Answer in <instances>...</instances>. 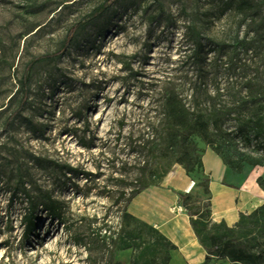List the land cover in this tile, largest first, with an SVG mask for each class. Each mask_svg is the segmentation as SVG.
<instances>
[{"label": "rangeland", "instance_id": "1", "mask_svg": "<svg viewBox=\"0 0 264 264\" xmlns=\"http://www.w3.org/2000/svg\"><path fill=\"white\" fill-rule=\"evenodd\" d=\"M253 4L252 23L225 0H0V264L161 261L144 233L137 243L149 244L133 248L128 233L138 228L124 217L143 181L161 185L181 167L185 137L161 131L157 101L173 90L192 104L198 92L211 104L263 114L264 98L244 103L251 92L264 96V0ZM84 22L64 47L67 32ZM189 27L204 44L200 67ZM189 141L198 152L210 148ZM228 151L232 161L235 152L261 155L253 137H237ZM251 172L264 184V168L243 164L240 174ZM192 175L202 179L197 169ZM22 182L35 202L59 203L63 221L39 205L26 236ZM204 199L195 190L199 212ZM236 236L264 250V219L244 218Z\"/></svg>", "mask_w": 264, "mask_h": 264}, {"label": "trees", "instance_id": "2", "mask_svg": "<svg viewBox=\"0 0 264 264\" xmlns=\"http://www.w3.org/2000/svg\"><path fill=\"white\" fill-rule=\"evenodd\" d=\"M225 2L229 8L234 9L239 14L249 16L250 22H255V18L253 17H256L258 14L253 0H225ZM160 11H162V8H160ZM96 12L100 13L98 9L93 11L94 14ZM86 25L87 22H84L72 27L67 32L64 47H68L75 40L78 32L84 29ZM259 25L261 26V23ZM259 25H256L252 29L255 34L259 32ZM188 35V40L191 45L190 57L194 61V64L200 67L204 60L203 55L205 52L202 38L199 31L190 27L188 28ZM60 55L61 53H56L49 56V58H57ZM44 59H47V57L41 58L40 60ZM165 92L168 93L160 96L157 101V107H159L161 112H159V115H162L161 121L164 124L162 125L161 131L166 132V137L176 135L178 137H185L179 143L182 149V155L177 163L187 175H190L195 180V189L191 193H177V195L179 197V203L189 217L190 225L198 242L206 252L205 259L201 264H212L218 261H227L229 264H264V250H258L247 242L238 239L236 236V229L240 227L244 218H250L259 213L264 219V203L250 214H241L239 220L232 227H228L224 222L214 223L211 219L209 178L204 173L202 164L203 150L202 152H198L189 141V137H199L235 173L241 172L243 164H247L253 168H264V112L262 114L259 109H247L248 115H246L247 113L245 114V110L240 106L226 107L214 105L206 101V99H202L201 95L196 97L198 92L194 96L192 95V104H188L184 99L179 98L173 90ZM26 97L27 90H23L22 103L25 102ZM263 98V94L259 95L251 92L245 97L244 103H256ZM233 113L234 115L231 117ZM17 115L18 112L10 115L8 122L11 123ZM230 120H233L235 123L234 127H232L233 129L227 126ZM162 132H160L161 137H163ZM237 137H245L248 142L251 141V137L255 138L256 151L261 155L258 157L251 154L235 152L236 155L234 158L236 161H232L226 155L229 152V147L234 144ZM195 169L201 173L202 179L200 181L192 175ZM256 183L264 192V184L262 183L261 176L256 179ZM149 186L153 185L143 181L137 189L130 193L128 203L134 196ZM199 188L202 189V194L205 197L202 212L198 211L200 202L195 204L191 202L195 190ZM17 192L25 198L27 203V209L22 218L25 229L24 234L26 236L32 233L37 226L38 218L36 217V210L39 205L46 211L50 220L63 221L59 203L50 197H44V200L40 203L35 202L23 182L20 183V189ZM124 217L134 222L138 228L136 233L134 231L128 233L132 238L133 248L140 246V244H149L148 242L137 243L142 238V233L159 247L157 255L161 261H158L156 258H151L144 264H169L170 252L175 250V246L154 227L136 219L127 212ZM212 230L215 232H211ZM145 231L147 232L145 233ZM132 264H138V262L134 261Z\"/></svg>", "mask_w": 264, "mask_h": 264}, {"label": "crops", "instance_id": "3", "mask_svg": "<svg viewBox=\"0 0 264 264\" xmlns=\"http://www.w3.org/2000/svg\"><path fill=\"white\" fill-rule=\"evenodd\" d=\"M204 173L209 178L211 219L232 227L241 214H250L264 203V192L245 187L246 176L230 170L210 148L202 155ZM195 180L179 166L158 186H149L134 196L127 213L157 229L174 246L169 264H201L206 252L198 242L177 193H191ZM212 264H229L218 261Z\"/></svg>", "mask_w": 264, "mask_h": 264}, {"label": "bare ground", "instance_id": "4", "mask_svg": "<svg viewBox=\"0 0 264 264\" xmlns=\"http://www.w3.org/2000/svg\"><path fill=\"white\" fill-rule=\"evenodd\" d=\"M259 172H251L247 177H246V182H245V187L249 189H255L257 186L256 179L259 176Z\"/></svg>", "mask_w": 264, "mask_h": 264}]
</instances>
